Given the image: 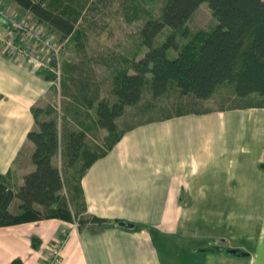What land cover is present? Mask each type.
<instances>
[{"label": "crops", "instance_id": "crops-1", "mask_svg": "<svg viewBox=\"0 0 264 264\" xmlns=\"http://www.w3.org/2000/svg\"><path fill=\"white\" fill-rule=\"evenodd\" d=\"M6 27L0 21V174L16 193L35 170V107L58 114L64 144L73 131L94 149L106 141L96 109L109 99L108 68L104 57L66 68L55 104L53 83L4 52ZM177 112L127 132L84 176L87 214L118 226L55 219L0 228V264H46L57 241L63 264H264V108Z\"/></svg>", "mask_w": 264, "mask_h": 264}, {"label": "trees", "instance_id": "trees-1", "mask_svg": "<svg viewBox=\"0 0 264 264\" xmlns=\"http://www.w3.org/2000/svg\"><path fill=\"white\" fill-rule=\"evenodd\" d=\"M12 1L30 11L37 23L56 34L60 42L67 43L79 39L81 22L93 5L92 0ZM203 3H208L218 25L192 33L188 22ZM160 12V17L149 16L141 32L148 47L144 57L124 59L134 72L113 76L111 96L116 101L102 99L97 106V124L108 132L105 147L88 146L86 133L78 131L70 133L62 143L58 114L53 109H33L37 130L28 134V140L35 146V170L24 177L16 193L0 174V228L55 219L77 223L79 227L118 226L120 222L87 214L82 180L94 162L112 151L127 132L180 115L144 116L171 86L181 95L198 100L211 99L220 89L230 91L234 101L243 103L229 105V110L264 108V0H165ZM166 28L171 29L166 41L153 47ZM170 50L177 52L176 58H169ZM37 73L53 82L51 74ZM129 108L135 110L130 116L133 123L120 125L119 120ZM43 114L47 118L40 119ZM59 156L61 167L54 165ZM14 202L15 211L11 208ZM141 229L135 225L130 231ZM39 242L33 238L34 248H39ZM10 264L24 263L16 259Z\"/></svg>", "mask_w": 264, "mask_h": 264}, {"label": "rangeland", "instance_id": "rangeland-1", "mask_svg": "<svg viewBox=\"0 0 264 264\" xmlns=\"http://www.w3.org/2000/svg\"><path fill=\"white\" fill-rule=\"evenodd\" d=\"M92 1V9L84 15L81 26L79 27V39L67 43L63 50L61 56L63 80L65 66L69 68L78 67V69H80L86 66L87 63L95 61L99 57H104V62L108 68L104 80L108 91L107 96L112 102H115V97L111 96L113 76L124 71H128L130 74L134 72L124 63V59H133L136 57L137 60H139L144 57L148 51V47L144 43L141 32L149 16L160 17V10L165 0ZM1 6L7 13L15 15L21 20H25L30 24H38L30 11L20 9L12 0H0V7ZM217 25L218 22L213 17L208 3H203L188 22V27L192 33L199 29L212 30ZM43 27L45 28V26ZM45 30L47 29L45 28ZM6 32L5 38L1 37V41H5V39L8 38V34H10V27L8 25L6 27ZM170 32L171 29L166 28L154 40L153 47L162 45ZM49 34L53 35V37L58 40L56 34L50 32ZM168 56L170 59H174L177 57V52L170 50ZM16 62L20 65L25 64L18 61ZM35 70L37 71V69ZM55 88L56 92L54 97L56 104L61 98L62 91L56 86ZM229 92L230 91H226L225 89H220L211 99L197 100L192 96L181 95L175 86H171L169 92L155 103L153 108L147 109L144 116L158 118L165 114L176 113L185 108L201 110L204 108L212 109L223 105L229 106L243 103L234 100L225 101L227 97L230 95L232 96ZM134 112V109L129 108L126 116L119 120V124L133 123L130 116ZM96 141L101 145V147L99 146L100 148L105 147L106 141H103V139H96ZM94 145L97 146L96 143H94Z\"/></svg>", "mask_w": 264, "mask_h": 264}, {"label": "built area", "instance_id": "built-area-1", "mask_svg": "<svg viewBox=\"0 0 264 264\" xmlns=\"http://www.w3.org/2000/svg\"><path fill=\"white\" fill-rule=\"evenodd\" d=\"M0 20L10 27L8 38L2 41L4 52L20 63L30 64L37 71L51 74L54 85L60 90L63 82L61 56L68 41L56 40L42 25L21 20L7 13L2 6ZM64 243L57 241L53 245L46 264H63L61 251Z\"/></svg>", "mask_w": 264, "mask_h": 264}]
</instances>
